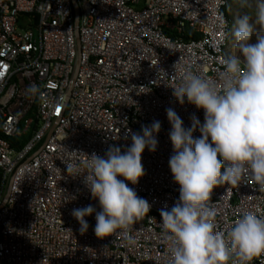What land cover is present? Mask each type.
<instances>
[{"label":"built area","instance_id":"1","mask_svg":"<svg viewBox=\"0 0 264 264\" xmlns=\"http://www.w3.org/2000/svg\"><path fill=\"white\" fill-rule=\"evenodd\" d=\"M227 1L0 0V264H170L159 211L173 206L179 186L165 110L185 128L193 116L203 123V111L177 103L171 87L187 64L218 79L231 54ZM185 29L199 37L184 38ZM32 83L39 99L25 91ZM153 121L156 150L144 149V175L128 184L150 205L131 226L136 244L125 246L119 230L98 239L95 212L81 234L71 211L99 207L65 164L109 146L123 152L126 129ZM209 204L217 231L246 212L264 218V190L251 179L217 185ZM251 264H264V253Z\"/></svg>","mask_w":264,"mask_h":264},{"label":"clouds","instance_id":"2","mask_svg":"<svg viewBox=\"0 0 264 264\" xmlns=\"http://www.w3.org/2000/svg\"><path fill=\"white\" fill-rule=\"evenodd\" d=\"M247 3L240 0L241 7ZM219 23L224 24L222 17ZM254 25L264 29V0H256L254 19L242 13L234 20L230 35L236 54L222 60L218 79L204 77L187 64L171 87L177 103L187 102L203 111V123L193 116L185 128L172 108L165 110L173 153L168 168L179 186L173 206L159 211L170 264H228L233 257V264H251L264 253V218L246 212L231 222L227 233L217 231V210L209 204L210 193L221 183L238 185L251 179L264 190V34L257 31L253 39ZM25 91L40 98L35 83ZM159 128L160 122L153 121L138 133L126 129L131 142L125 151L109 146L103 156L92 153L65 164L70 177L82 176L99 207V211L92 205L71 211L81 234L88 229L85 217L95 212L93 233L98 239L119 230L125 246L136 244L131 226L148 213L150 205L128 184L135 185L144 175L141 153L145 148L156 150Z\"/></svg>","mask_w":264,"mask_h":264},{"label":"rangeland","instance_id":"3","mask_svg":"<svg viewBox=\"0 0 264 264\" xmlns=\"http://www.w3.org/2000/svg\"><path fill=\"white\" fill-rule=\"evenodd\" d=\"M230 7H229V18H230V32L234 25V20L241 15L242 13H247L250 17L254 19L255 17V7H256V0H248L247 6L241 7L240 0H229ZM254 33H253V39L255 38V33L257 31H261L262 34H264V29H260L258 25H254ZM35 36L37 35V30L35 29ZM254 42V40L250 41ZM229 52L231 54H236L234 52L235 49L232 48V38L229 34Z\"/></svg>","mask_w":264,"mask_h":264},{"label":"trees","instance_id":"4","mask_svg":"<svg viewBox=\"0 0 264 264\" xmlns=\"http://www.w3.org/2000/svg\"><path fill=\"white\" fill-rule=\"evenodd\" d=\"M229 7H230V2L229 0L227 1V7H226V11L229 12ZM23 16V14L21 15ZM34 17V16H33ZM35 18V17H34ZM184 38H198L199 35L197 33H194L191 30L185 29V34H184Z\"/></svg>","mask_w":264,"mask_h":264},{"label":"water","instance_id":"5","mask_svg":"<svg viewBox=\"0 0 264 264\" xmlns=\"http://www.w3.org/2000/svg\"><path fill=\"white\" fill-rule=\"evenodd\" d=\"M75 17H76V20H77V15H75Z\"/></svg>","mask_w":264,"mask_h":264},{"label":"bare ground","instance_id":"6","mask_svg":"<svg viewBox=\"0 0 264 264\" xmlns=\"http://www.w3.org/2000/svg\"><path fill=\"white\" fill-rule=\"evenodd\" d=\"M234 52H235V50H234Z\"/></svg>","mask_w":264,"mask_h":264}]
</instances>
